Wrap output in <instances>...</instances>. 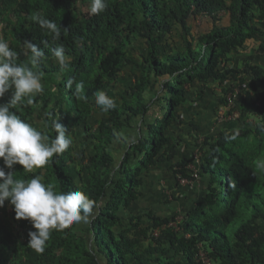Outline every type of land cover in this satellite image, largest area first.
I'll list each match as a JSON object with an SVG mask.
<instances>
[{
	"label": "trees",
	"instance_id": "1",
	"mask_svg": "<svg viewBox=\"0 0 264 264\" xmlns=\"http://www.w3.org/2000/svg\"><path fill=\"white\" fill-rule=\"evenodd\" d=\"M106 3L92 14L91 0H0V39L16 62H31L26 40L44 52L32 64L43 91L10 110L49 140L58 119L72 140L42 168L15 165L14 178L39 175L95 202L87 221L51 230L37 252L30 222L6 201L0 264H203L202 255L264 264V0ZM33 16L59 25V39ZM60 45L64 68L51 51ZM70 78L83 93L66 86ZM101 90L115 109L95 104ZM209 100L216 123L204 130L199 110ZM166 177L192 186L183 207L167 191L152 196Z\"/></svg>",
	"mask_w": 264,
	"mask_h": 264
},
{
	"label": "clouds",
	"instance_id": "2",
	"mask_svg": "<svg viewBox=\"0 0 264 264\" xmlns=\"http://www.w3.org/2000/svg\"><path fill=\"white\" fill-rule=\"evenodd\" d=\"M106 7V0H91L92 14H100ZM32 19L49 30L53 39H59L61 27L55 22L39 16ZM24 44L27 50L24 54L30 53L31 63L39 65L44 58L43 50L31 41L26 40ZM51 51L62 68L70 63L63 45ZM17 58V52L0 39V101L10 93L6 102H0V208L7 201L16 219L30 222L34 231L28 232V244L37 252H43L51 230H63L73 223L87 221L93 215L95 202L80 190L56 192L51 184L45 185L39 175L27 180L14 178L15 165L22 166L27 172L42 168L54 155L62 154L72 144L68 129L58 119L51 122L55 135L49 140L46 134L10 110L24 97H28L31 104V97L43 91L40 74L26 64H18ZM73 84L76 94L83 93L82 81L70 78L66 86L72 88ZM95 104L104 112L117 106L115 100L102 90L95 94ZM258 166L264 169V163Z\"/></svg>",
	"mask_w": 264,
	"mask_h": 264
},
{
	"label": "rangeland",
	"instance_id": "3",
	"mask_svg": "<svg viewBox=\"0 0 264 264\" xmlns=\"http://www.w3.org/2000/svg\"><path fill=\"white\" fill-rule=\"evenodd\" d=\"M242 54H244V53L242 52ZM28 66L34 71V68H33L31 62L28 63ZM127 74L130 75V72H126L124 74V76H126ZM124 78L128 79L127 77H124ZM41 83H42V86H44V82L42 81V79H41ZM214 102H216V101L215 100H209L208 102H206V104H207L206 108H208V109H206V108L201 109L200 108V110H199L200 111L199 125H200V127H203L204 130H205V128H210V126H212V128H213V126L216 123V120L214 119L215 117L212 115L211 111L209 110V108L210 107L212 108V106L214 105ZM97 116H98V114H97ZM178 183H179L178 180L174 181L172 177H170V178L166 177L163 181H161L159 184H156L153 187L154 193L152 194V196H154V198H156V197H158L157 193L159 194L161 191H163V192L167 191V192H169L171 197L177 198L176 200L172 199L171 202H175V203H177V205L179 207H183L185 202H187L191 197H193L194 190H193L192 186H187V184H183V183L178 184Z\"/></svg>",
	"mask_w": 264,
	"mask_h": 264
},
{
	"label": "built area",
	"instance_id": "4",
	"mask_svg": "<svg viewBox=\"0 0 264 264\" xmlns=\"http://www.w3.org/2000/svg\"><path fill=\"white\" fill-rule=\"evenodd\" d=\"M229 102H231V100H229ZM219 114H223V110L222 109H220L219 110ZM189 167H191L193 170H195L194 169V167L193 166H189ZM193 176L195 177V178H198V174H197V171L195 170L194 171V173H193ZM181 183H183V184H188L189 182L186 180L185 181V179H181ZM202 262H203V264H213V263H211V261L207 258V257H205L204 255H202Z\"/></svg>",
	"mask_w": 264,
	"mask_h": 264
}]
</instances>
